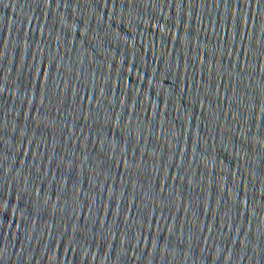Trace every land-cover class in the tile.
Wrapping results in <instances>:
<instances>
[{"label":"water","instance_id":"obj_1","mask_svg":"<svg viewBox=\"0 0 264 264\" xmlns=\"http://www.w3.org/2000/svg\"><path fill=\"white\" fill-rule=\"evenodd\" d=\"M0 264H264V0H0Z\"/></svg>","mask_w":264,"mask_h":264}]
</instances>
